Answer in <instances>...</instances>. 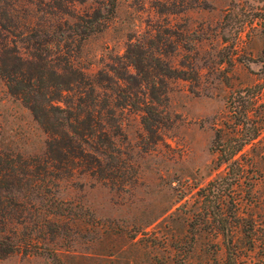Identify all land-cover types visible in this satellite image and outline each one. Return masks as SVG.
<instances>
[{
    "label": "rangeland",
    "instance_id": "obj_1",
    "mask_svg": "<svg viewBox=\"0 0 264 264\" xmlns=\"http://www.w3.org/2000/svg\"><path fill=\"white\" fill-rule=\"evenodd\" d=\"M109 6L107 0L70 5L74 15L96 8L103 14L101 29L85 38L73 64L94 74L128 43L161 39L162 60L181 75L166 79L162 123L146 130L140 111L114 108L125 183L108 186L73 174L55 187L94 226L66 225L67 240H56L61 262L16 252L0 264H226L224 222L211 216L218 210L230 221L240 264H264V0H116ZM245 112L239 133L259 126L258 135L237 163L217 166V149L237 147L233 124ZM48 140L0 78V147L39 156Z\"/></svg>",
    "mask_w": 264,
    "mask_h": 264
},
{
    "label": "trees",
    "instance_id": "obj_2",
    "mask_svg": "<svg viewBox=\"0 0 264 264\" xmlns=\"http://www.w3.org/2000/svg\"><path fill=\"white\" fill-rule=\"evenodd\" d=\"M84 1L0 0V78L49 135L39 156L0 147V258L22 252L61 262L56 240H67L66 225L87 230L94 222L79 212L81 207L56 196L58 181L78 174L108 186L124 184L114 108L140 111L144 128L158 129L166 79L181 77L162 60L161 39L153 35L128 43L94 74L75 66L83 41L101 29L103 16L99 8L74 15L70 5ZM115 2L107 0L110 10ZM244 115L233 124L237 147L217 149V166L237 163L236 155L258 135L259 126L239 133L248 119ZM218 211L211 216L224 222L226 264H240L230 221Z\"/></svg>",
    "mask_w": 264,
    "mask_h": 264
}]
</instances>
